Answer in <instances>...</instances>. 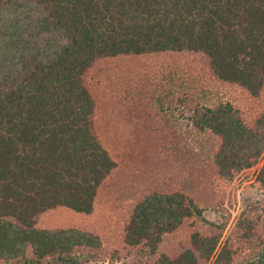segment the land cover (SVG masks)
Here are the masks:
<instances>
[{"label": "trees", "instance_id": "1", "mask_svg": "<svg viewBox=\"0 0 264 264\" xmlns=\"http://www.w3.org/2000/svg\"><path fill=\"white\" fill-rule=\"evenodd\" d=\"M191 56L247 104L176 83L181 96L168 104L173 92L161 97L156 85L162 106L143 108L152 132L168 135L160 152L139 141L137 157L160 171L171 151L179 162L169 160L175 167L136 203L120 237L102 242L67 227L69 216L57 222L52 213L93 215L117 167V145L94 130L105 102L89 76L117 60L167 62L173 89L179 60ZM263 94L264 0H0V264H85L106 259L109 242L110 258L121 250L131 264H264V209L243 211L222 245L224 226L202 216L215 206L216 180L263 156L264 108L248 103ZM256 181L264 190V162Z\"/></svg>", "mask_w": 264, "mask_h": 264}, {"label": "rangeland", "instance_id": "2", "mask_svg": "<svg viewBox=\"0 0 264 264\" xmlns=\"http://www.w3.org/2000/svg\"><path fill=\"white\" fill-rule=\"evenodd\" d=\"M202 60V58L194 56L187 60H179L178 67L183 68V70L180 73L176 71L177 79L171 83V86H174L173 89H169L170 84L168 83L167 86L166 83L167 73L164 70L167 62L164 65L153 64L150 67L139 69L134 63L131 65V61L117 60L111 70L104 63L100 73L95 72L93 76H89L99 99L105 102L100 105V113L95 116L94 130L96 135L101 138L103 145L107 147L114 143L117 145V148L113 149V157L117 167L112 176L101 186L100 196L96 201L93 215H74L76 220L73 221L74 219L69 218L73 217L72 214L71 216L63 211H60L58 215L52 213L53 218H58L57 222L61 220L63 215L69 216L66 218L68 222L65 223L67 227L78 228L98 235L102 242L106 241L107 237L109 241L116 236L120 237L136 203L150 192L156 181L160 182L161 174L164 175L169 170L167 167H175L174 165H167L168 163L171 164L169 160L179 162V157L173 151L163 155L162 158L168 161L166 165L161 167V171L158 169L160 171L158 173L156 165L149 164L145 159L137 157L139 141H146L147 149L145 150L160 152L161 148L158 141L163 136L167 137L168 135L166 132L164 134H162L163 132H152L154 127L151 125L153 119L150 121L152 117L149 113L151 111L143 108V104L146 103L153 110H158V107L162 106L156 101V97H159L160 93L157 92L156 85L160 86V90H165L161 93V97L168 94L169 91L170 94L173 92V96H166H169L168 104L181 96V94L176 95V89L179 88L180 84L185 90L193 92V94H201L200 89L203 86L204 90L210 94L211 90H215L214 94L217 96L214 99L224 97V100H231L238 107L247 104L241 101V99L246 100L242 98L238 89L214 83L208 74L209 70L206 64ZM128 70H132L134 73L132 74ZM153 76L158 77L155 79L152 78ZM175 83L179 85L176 86ZM151 96L153 99H150ZM260 100L259 104H254L253 101L248 103L264 108V94ZM112 110L114 111L113 117L111 115ZM148 125L151 126L148 127ZM160 135L163 136L160 137ZM162 162L166 163L164 160ZM263 162L264 154L251 168L237 173L232 178L215 181V206L204 210L202 216L211 224L224 226L219 245H222L230 235L243 211L254 205L264 209V190L256 181ZM260 202L262 206L259 205ZM254 216L256 215H252V218ZM109 230L112 232L110 233ZM109 246L111 249H108L110 253L106 259H90L85 264H131V260L121 250L117 256L119 259L110 258L115 248L112 247L111 242H109ZM86 252L80 250L77 253L86 260Z\"/></svg>", "mask_w": 264, "mask_h": 264}]
</instances>
